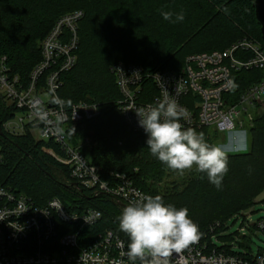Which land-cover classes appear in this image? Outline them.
<instances>
[{
  "label": "trees",
  "instance_id": "trees-1",
  "mask_svg": "<svg viewBox=\"0 0 264 264\" xmlns=\"http://www.w3.org/2000/svg\"><path fill=\"white\" fill-rule=\"evenodd\" d=\"M255 1L0 0V62L6 58L12 73L29 82L42 60L41 43L60 17L74 10L83 11L79 61L63 74L60 98L70 99L71 107L79 102L97 104L100 115L92 121L70 124L69 131L76 132L77 140L92 138V146L84 151L93 165L102 168L105 180H110L111 172L126 174L147 195H160L165 204L178 209L187 207L201 234L226 239L228 221L251 208L264 191V111L250 129V150L226 153L229 171L221 189L211 184L205 173L196 171L180 185L173 183V189L164 188L167 179L179 173L150 154L147 134L129 129L119 110L122 96L112 68L124 63L140 66L147 74L175 72L184 67L190 55L223 52L246 38L264 47ZM177 4L184 7L180 9ZM200 7L204 8L203 14L195 9ZM161 11L172 12V20L182 12L184 19L166 21ZM263 75L260 71L234 72L236 93L261 82ZM154 93L157 95L155 88ZM17 113L16 106L0 94L1 184L26 194L37 205L59 198L70 210L98 209L103 219L85 233L113 231L128 243V236L119 228L123 209L107 196L95 195L81 185L75 187L63 163L65 154L54 140L36 139L29 127L22 135L5 130ZM195 129L205 134L206 142L216 145L210 128ZM207 241L211 242L209 238Z\"/></svg>",
  "mask_w": 264,
  "mask_h": 264
},
{
  "label": "built area",
  "instance_id": "built-area-1",
  "mask_svg": "<svg viewBox=\"0 0 264 264\" xmlns=\"http://www.w3.org/2000/svg\"><path fill=\"white\" fill-rule=\"evenodd\" d=\"M84 18L81 10L60 17L41 43L42 60L30 74L29 82L14 75L5 63L6 58H2L0 94L18 109L4 128L15 135H22L28 127L31 133L38 129L39 140H54L64 152L63 163L75 187L81 185L95 195L107 196L124 209L130 201L147 194L126 174L111 172L110 180H105L102 168L93 165L84 151L92 146V138L77 140L76 132L69 131L70 124L99 117L100 107L79 102L61 112L51 103L52 90L60 97L63 74L73 70L79 61V26ZM248 71L264 74V47L250 38L223 52L190 55L184 67L175 72L147 74L140 66L124 63L112 68L122 96L118 102L120 113L134 133L147 134L139 126L135 110L149 104L156 106L166 90L190 113L186 120L180 121L185 128L208 127L229 134L234 142L241 139L242 145L233 146L236 153L247 149L246 129L264 111V75L261 82L236 93L234 72ZM37 108L47 113V123L35 115ZM58 116H63V120L58 121ZM57 127L63 131L57 132ZM241 133H246V137ZM103 217L98 209L70 210L59 198L37 205L31 197L0 181V264H133L127 256L128 243L113 231L85 233L86 229L96 228ZM250 227L264 234V220ZM214 229L211 228V233ZM214 238L217 239L213 234L202 233L188 249L173 253L169 264H264V250L256 254L240 253L234 246H218ZM135 264L141 263L137 260Z\"/></svg>",
  "mask_w": 264,
  "mask_h": 264
},
{
  "label": "clouds",
  "instance_id": "clouds-1",
  "mask_svg": "<svg viewBox=\"0 0 264 264\" xmlns=\"http://www.w3.org/2000/svg\"><path fill=\"white\" fill-rule=\"evenodd\" d=\"M161 16L173 23L184 19L182 12L176 14L175 21L172 20V12L161 11ZM51 103L57 105L61 112L72 105L70 99H61L54 90ZM135 113L139 117V126L147 133L146 143L153 157L181 175L193 169L205 173L211 184L218 190L222 188L229 171L224 148L206 142L202 131L185 128L180 121L186 120L190 113L166 90L156 106L139 107ZM35 115L47 123V113L43 108H37ZM57 119L62 121L63 116ZM56 131L62 132L63 129L57 127ZM241 136L246 137V133H241ZM119 228L129 238L127 256L133 264L137 260L141 264H169L173 253L188 249L201 235L199 225L189 217L187 207L178 209L165 204L160 195H144L130 201L119 217Z\"/></svg>",
  "mask_w": 264,
  "mask_h": 264
},
{
  "label": "rangeland",
  "instance_id": "rangeland-1",
  "mask_svg": "<svg viewBox=\"0 0 264 264\" xmlns=\"http://www.w3.org/2000/svg\"><path fill=\"white\" fill-rule=\"evenodd\" d=\"M177 6L180 9H182L184 7L181 4L180 5L177 4ZM195 9L200 14L204 13L203 7L195 8ZM173 20H175V18H173ZM259 115H261V114H258L257 116H259ZM255 120H256V118H255ZM253 126H254V124L252 123V125H250V127H247V129H246V131L248 132L247 149H239V151H237V152L247 153L250 150L251 141H252L251 136H250V129ZM210 130H211V133L213 134L215 144L218 146H222L226 153H236L235 149L233 148V144L231 142L235 143V145H240V143L243 144L241 139L234 142L232 139H229V134L218 133L213 128H210ZM33 133H35L36 138H38V139L41 138V133H39L38 129H36V131H34ZM94 145H96V143H94ZM194 171H195V169H193L191 171H186L183 175H181V174H179L178 176L173 175L172 177L167 179V182H166V184H163V187L173 189L174 188L173 183L180 185L182 182H184L183 180L189 179L190 176L193 174L192 172H194ZM189 174H190V176H189ZM60 176H61L62 180H65L63 175H60ZM260 220H264V194L263 193L260 194L254 200V204L251 208L246 209V211L243 212L241 215H239V217L231 219L228 221L227 225L229 228H227L226 232L224 233V236L226 239L220 240V239L214 238V240H216V243L218 244V246H223L224 244L234 246V249L236 252L241 253L244 251H248V252H251L253 254L259 253L258 251L264 250V234L261 231L257 230L255 227H252V230H250L251 229L250 225L253 226L254 223H257ZM223 225H225V224H223Z\"/></svg>",
  "mask_w": 264,
  "mask_h": 264
},
{
  "label": "water",
  "instance_id": "water-1",
  "mask_svg": "<svg viewBox=\"0 0 264 264\" xmlns=\"http://www.w3.org/2000/svg\"><path fill=\"white\" fill-rule=\"evenodd\" d=\"M254 9L256 10L257 22L261 25V34L264 39V0H256Z\"/></svg>",
  "mask_w": 264,
  "mask_h": 264
},
{
  "label": "crops",
  "instance_id": "crops-1",
  "mask_svg": "<svg viewBox=\"0 0 264 264\" xmlns=\"http://www.w3.org/2000/svg\"><path fill=\"white\" fill-rule=\"evenodd\" d=\"M232 144H233V146L235 145V143H233V142H231ZM230 144V143H229ZM240 145H242L241 143H240ZM227 146V145H226Z\"/></svg>",
  "mask_w": 264,
  "mask_h": 264
}]
</instances>
